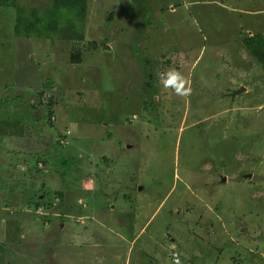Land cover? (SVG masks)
<instances>
[{
    "label": "rangeland",
    "instance_id": "374dc122",
    "mask_svg": "<svg viewBox=\"0 0 264 264\" xmlns=\"http://www.w3.org/2000/svg\"><path fill=\"white\" fill-rule=\"evenodd\" d=\"M40 1L0 2V65H19L0 67V264H264V55L242 42L264 0H90L85 24L34 8L75 19L74 42L60 21L16 30ZM96 35L116 47L85 49ZM170 68L190 95L158 83ZM16 95L36 128L2 105Z\"/></svg>",
    "mask_w": 264,
    "mask_h": 264
},
{
    "label": "trees",
    "instance_id": "16d2710c",
    "mask_svg": "<svg viewBox=\"0 0 264 264\" xmlns=\"http://www.w3.org/2000/svg\"><path fill=\"white\" fill-rule=\"evenodd\" d=\"M72 5H75L77 7L79 15L82 16V20H80V22H78V24H85L87 22V19H88L87 15H86L87 6L89 5L88 4V0H52V2H51V7H53V9L55 11L58 10L60 12L59 14H61V15H63L62 11H61L62 8H64V7H72ZM19 8H21V7H19ZM34 8H30L29 9V12H28L29 16H27L28 14L26 16H24V14H23V13H25L24 10H23V13L20 16L19 15L17 16L16 22L14 24V27L16 28L17 31H19L22 28L23 25H24V28H26L27 31H29L31 29H34V28H38L40 26L39 27L40 29H38L39 35H41V36L46 38V37L49 36V34H48L49 31H45V29L46 30L54 29V31H52V32L55 33V31H58V28H60V29L63 28L62 25H59V23H62L66 27L61 32L62 33L65 32L66 36H62V37L60 36L61 40L66 41V42H70V41L74 42V40L80 39V41H81V40L84 39V33L85 32L82 35V32L79 31L78 28H76L78 24H76L75 19H73L72 17H69L68 15H64L63 18L65 20H60L58 18H53V19H45L44 18L43 19V15L44 14L40 13L41 15H37L36 14L37 10L34 9ZM20 10H22V9H17L16 8V13H17V11H20ZM5 15H6L5 13H2V18H4ZM47 15L48 16H54L56 14L48 12ZM109 17H112V14H109ZM5 18H7V16ZM58 21H60V22L58 23ZM41 25H42V27H41ZM101 27L104 28V26H101ZM67 30H69L70 32L71 31H79L81 34L78 37H73V35L71 36L70 34H68ZM88 30H89V27L87 28V36H88ZM81 35H82V37H80ZM115 39L111 38L109 36L104 38V37H99L98 35H96L94 40L90 41V39H88L87 43L85 44V49H90V50L99 49L98 47H99L100 43H106V42H111L114 46H116L117 42H118V39L116 37H115ZM242 42L244 43V47L246 48V50L249 52V54L252 57H254L257 61H262L261 57L264 55V35L258 34V33L252 34L250 36H246L245 38H243ZM66 47L67 46L63 45V49L64 50H65ZM127 48L129 50L130 47L128 46ZM129 53H130V50H129ZM80 55H81V51H79V50L76 53L75 52L70 53L68 55V57H69L68 64L74 65V64H78L79 62H81ZM15 65H17V64H15ZM15 65H11L9 67V69L12 70V71H14V70L16 71ZM25 79L26 78H24V80ZM27 80H29V77H27L26 81ZM7 81H11V80L6 78V82ZM14 86H15V84L13 82L9 83V84L7 83L6 84V89H9L10 87H14ZM42 95H43V91L40 92L39 96H42ZM18 98H19L18 95H16V98H8V99L6 98L4 100V104H2V105L6 104V107L8 105L13 106L14 107V114L17 117H20V115L22 114V111H21L20 106H19L20 103H19V101H17ZM29 100H30V98H29ZM29 100L26 103H24L25 110L28 107V112H26L24 110V112H23L24 115H21L22 118H19V119H17V121H15L16 122L15 125H23L22 123H24V125L26 124L28 126H32V127L36 128L37 127V121L35 119H33L32 116H33V112H34L35 106H37V104L33 103L32 101H29ZM7 116H8V120L11 121L12 117L10 115H8V114H7ZM51 116L54 118L52 109L50 110L49 113H47V118L51 117ZM53 118L51 120H53ZM51 120H49V123H51ZM24 129H26V127H24ZM22 131L24 132L25 130H22ZM25 138H27L29 140L32 139V137H28V134L26 132H25ZM26 152L27 151H25L23 153V155ZM21 153H22V151L20 152V155H21ZM32 155H33V152L30 151V153L28 155H26L25 158H27V156L32 157ZM21 158H22V160L20 159L21 162L22 163L24 162L23 164L25 166H27L28 163L26 162L25 158L24 157H21ZM34 166L37 167V164H34ZM14 185H16V183ZM21 185L24 188L25 185L24 184H21ZM23 188L21 190H23ZM2 195L3 196H0V198H3V199H2V203H0V204L10 206L9 197L6 196L4 198V194H2ZM26 203L30 205V201L29 200Z\"/></svg>",
    "mask_w": 264,
    "mask_h": 264
},
{
    "label": "clouds",
    "instance_id": "9594fccd",
    "mask_svg": "<svg viewBox=\"0 0 264 264\" xmlns=\"http://www.w3.org/2000/svg\"><path fill=\"white\" fill-rule=\"evenodd\" d=\"M158 83L164 88H169L177 96H188L191 94V87L187 78H185L175 68H170L159 74ZM37 104V103H36ZM180 253H173L171 264H180Z\"/></svg>",
    "mask_w": 264,
    "mask_h": 264
},
{
    "label": "crops",
    "instance_id": "0c3cea01",
    "mask_svg": "<svg viewBox=\"0 0 264 264\" xmlns=\"http://www.w3.org/2000/svg\"><path fill=\"white\" fill-rule=\"evenodd\" d=\"M29 1V0H28ZM0 2H2V0H0ZM30 2H32V1H30ZM30 2H28V5H27V7H29V6H31L30 8H34V7H37V5H39V6H42L43 4H44V2H49V4H51V2H52V0H43V2H42V0L40 1V2H42V3H40V2H37L35 5H32ZM88 2H91L90 0H88ZM29 8V9H30ZM87 8H89L90 9V7H89V5H88V7ZM0 16H2V13H0ZM87 18H88V14H87ZM111 43V42H110ZM111 45H112V47L114 48V47H116V46H114L112 43H111ZM104 52L105 53H108V54H111V52L109 51V50H104ZM127 52V55H128V57H131V53H129V50H127L126 51ZM32 57H33V55H31ZM22 57H24V56H22ZM29 58H30V54H29ZM18 60H20V59H18ZM12 64H16V62H14V61H12L11 62ZM30 63H32V60H30ZM17 65H18V63H17ZM20 65H21V63H20ZM2 66V71L6 68L7 69V71H10L11 73L13 72L12 70H10L9 69V67L10 66H8L7 64H6V62L5 63H1V65H0V67ZM19 66V65H18ZM15 71V70H14ZM9 72V73H10ZM7 78V77H6ZM7 79H11V78H7ZM245 90H246V88H245ZM245 90H243V91H245ZM237 91V93H239L241 90L240 89H238V90H236ZM239 91V92H238ZM235 92V91H234ZM235 94H236V92H235ZM235 94H233V95H235ZM30 96H32V95H30ZM30 101H32V99H30ZM34 103V102H33ZM35 108H36V106H35ZM29 137V136H28Z\"/></svg>",
    "mask_w": 264,
    "mask_h": 264
},
{
    "label": "water",
    "instance_id": "95a60500",
    "mask_svg": "<svg viewBox=\"0 0 264 264\" xmlns=\"http://www.w3.org/2000/svg\"><path fill=\"white\" fill-rule=\"evenodd\" d=\"M108 47V46H107ZM239 92V91H238ZM233 94H235V93H233Z\"/></svg>",
    "mask_w": 264,
    "mask_h": 264
}]
</instances>
